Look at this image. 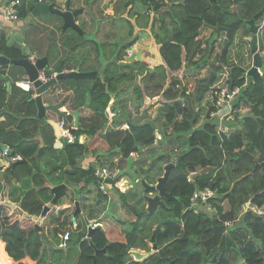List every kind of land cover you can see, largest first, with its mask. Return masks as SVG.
Here are the masks:
<instances>
[{
    "label": "trees",
    "instance_id": "trees-1",
    "mask_svg": "<svg viewBox=\"0 0 264 264\" xmlns=\"http://www.w3.org/2000/svg\"><path fill=\"white\" fill-rule=\"evenodd\" d=\"M23 1L21 18L26 20L39 0ZM118 1L107 0L106 5L110 2L116 5ZM138 2L145 7L146 26L155 14L151 33L162 64L145 73L140 64V85L133 91L132 103L136 113L145 97L152 99H147L150 102L145 111L155 104L159 107L154 120L138 124L129 104L119 98L112 110L116 116L120 110L122 116L105 133V142L111 150L118 149L123 160H130L132 153L157 146L161 152L155 153L156 160L144 179L152 186L162 177L161 163L166 166L167 159L178 154V150L164 152L167 142L181 146L179 156L194 148L183 159L188 173L173 168L167 180V192L172 199H163L164 205L160 207L166 223L156 237L157 250L142 261L127 263L129 252L136 247L135 231L127 235L126 243L109 241L104 229L96 230L90 240L85 239L88 222L76 206L85 190L99 183L95 166H83L88 148L79 139L82 135L94 137L104 129L111 95H116L130 80L128 75H121L107 84L91 81L93 86L89 90L84 89L85 84L79 86L78 82L63 80L45 96V102L51 106H68L70 115L65 121L70 127L74 125L71 113L80 111L79 129H71L76 140L72 144L65 142L64 146H41L36 139L46 126L52 127L51 121L59 123L58 115L51 111L47 118H39L33 92L23 91L16 83L8 92L6 84L0 81V117L17 120L16 128L10 131L15 140L9 144L0 141V146L10 148V157L26 161L14 168L0 169L3 176L0 196L9 198L10 203L21 209L19 213L12 205L0 203V257L15 264H26L27 259L36 264H68L73 259V264H264V214H256L249 208L243 217L246 224L236 222L239 211L247 204L264 208V167L253 173L256 164L264 163V79L246 75L241 66L230 67L229 59L237 34L244 27L250 28L248 22L262 10L263 0H239L237 11L232 10L234 0H124L127 13L134 17L132 22L126 19L132 28L136 19L141 18L134 12ZM203 28H211L214 33L207 42V53L195 60L203 52L198 38ZM61 35L58 43L48 49L50 64L44 74L46 79L54 73L52 65L62 61L61 49L71 53V57L63 60L66 69L74 71L80 65V59L73 60L72 54L85 47V34L80 36L71 31ZM219 39L224 43L221 54L217 62H211L214 42ZM137 40L135 37L126 48ZM24 49L8 46L5 36H1L0 52L11 61L25 59ZM187 65L192 67L186 68ZM208 65H212L210 76L200 81L195 95L188 94L177 74L183 69L192 72ZM226 86L241 89L233 103L235 115L241 109L250 112L244 118L243 131L233 136L219 133V121L212 118L214 105ZM60 95L64 99L54 98ZM86 110L90 112L88 116H84ZM123 123L129 124V131L118 130ZM170 128L173 133L168 135L166 130ZM5 130L0 123V136L7 134ZM156 131L163 135L162 144L155 143ZM200 171L206 174L190 177ZM208 187L216 192L210 200L215 210L202 208L195 213L190 199L196 191ZM118 193L126 202V194ZM225 203L230 206L227 212ZM66 233H70L67 248L60 249L61 236Z\"/></svg>",
    "mask_w": 264,
    "mask_h": 264
},
{
    "label": "rangeland",
    "instance_id": "rangeland-1",
    "mask_svg": "<svg viewBox=\"0 0 264 264\" xmlns=\"http://www.w3.org/2000/svg\"><path fill=\"white\" fill-rule=\"evenodd\" d=\"M59 1L67 2V0H59ZM106 2L107 0H71L72 8L76 10L79 9L84 10V13L78 16V18H76V21L78 23L81 22L85 23V26L83 27V31L85 34L84 38L86 39L85 47L81 48L76 53V55L72 54V59L73 60L76 58L80 59V63H83L84 69L90 67L93 68L92 63L94 62H92V58H91L92 46L89 41L91 40V38H93L94 33L95 35H97L96 39L101 44H103V47L106 51V58L108 60L112 59L113 53L111 52V48H110L111 46L110 37L113 36V38H115L116 35L119 34V37L124 36V40L128 44L131 43L135 39V37L138 38L134 46H131L130 48L127 49L126 57H125L126 61H130V62L134 61L137 58L136 57L137 53L143 50L145 53L143 54V62H141V64H145L147 66V70L150 69L153 71L157 66L161 65L162 64V61H160L161 59L157 61L160 55L155 40L153 38V35L151 33V25L155 17V14H152V19L150 20L151 23L149 24V26H146V18L144 15L145 7L138 2L135 6L134 12L136 14H140L141 18L140 19L137 18L138 20L136 19L137 22L136 24H134V28H132L126 20L128 13L126 11V8L123 6L124 0H119L118 3H116V5L112 3L113 1L110 2V4L108 5H106ZM56 3H58V1L55 0L54 3L51 2V5L55 6ZM237 4H234L232 6V10L237 11ZM111 12H113V15ZM133 19H134L133 14H131L130 21L132 22ZM60 24L61 25L63 24L62 19L61 18L59 19V17L52 14H42L39 17L31 16L29 17V19H26L24 21L23 29L21 32H14L12 34L7 35V44L8 46H17V47L23 46L25 48L24 53L26 58H30L33 55L32 53L33 52L35 53V51H36V54H34L35 56H37L38 58H43L45 57V52L52 45H54L55 42L58 43V40L60 39L61 36ZM256 24L261 27L258 34L259 52L261 54H264V16L260 18ZM95 25L97 31H94ZM249 30H250L249 27H244L237 34L235 38V42L230 49V55H229L230 64H231L230 67L241 66L247 71L246 75H248V72L251 70L254 64L253 56L251 54V44L249 40L252 35L249 32ZM62 33L64 34V31ZM213 33L214 30L211 28H203L201 30L198 38L202 41L201 49L203 50V52H201L200 55H198L195 60L200 59L207 53V48H208L207 42L210 39H212ZM107 40L109 41V43L107 42ZM222 40L223 39H219L216 42H214L212 55H211V62H217V57L221 54L224 44ZM95 44L97 45L96 42ZM99 47L102 48V46L100 45ZM61 52L62 55L60 57L61 60L63 61L66 58L67 53L69 52L67 49H61ZM69 57H71V53H69L68 58ZM100 58L101 56L99 57V59ZM58 65L59 64H53L51 68L54 69ZM93 66L94 68L102 69V67L99 64H95ZM211 66L212 65H208L203 68H198L192 72L183 69L179 74H177V79L180 80L181 86L187 89L188 94L195 95L196 90L200 85V81L210 76ZM191 67H192L191 65L186 66V68H191ZM64 70L69 71L68 69H66L65 65H64ZM124 70L126 71L129 69L127 68ZM147 70L145 67L142 68L143 73L147 72ZM1 72L5 77H7V80L10 81L12 84L17 81H22V78L26 77L25 71L22 68L17 67L13 64L3 68L0 71V73ZM260 72L262 74L261 75L262 77L264 75V62ZM126 73L128 74L130 80L128 81L127 84L123 85L120 88L119 92L116 95H111V102H110V104H112L111 109H113L115 102H118L119 98H121L122 101L127 102V104H129L130 111L133 114V119L135 120L136 123L139 124L154 120L155 116L157 115V109L159 107V104H155V106H152V108H150L148 111H145V108L152 100L149 99L148 97H145L146 99L144 98L145 101L142 108L140 109L139 113H136L135 106L132 103V100L134 98L133 91L137 86L140 85V81H139L140 79L139 76L137 77L135 76L136 73L134 72L126 71ZM53 76H56L55 71L52 77ZM66 83L74 84V81L70 80V81H66ZM82 84H85L84 89L86 90L91 89V87L93 86V83L91 81L89 82L83 81L81 85ZM54 98L60 101L64 99V95H60ZM147 99H149L150 101H148ZM47 104L48 103H46V105ZM65 108L68 109V106L65 105ZM60 111L66 112V110H62V108L60 109ZM86 112L84 116H88L90 114V112H88L87 110ZM112 113H114L113 110ZM249 115L250 112L248 109H241L239 115H235L233 113L230 114L225 119L223 125H221L223 128L221 133L225 132L227 133L228 136L240 134L244 129V118H246ZM121 116L122 113L120 110H118L117 116H115L111 121L106 114L107 122L104 126V129L101 130L99 133H97L94 137H89L90 138L89 141L86 139L85 145L88 148V152L85 155L86 159L84 158L83 160V165L85 164L86 168L89 167L90 165L120 166V168H122V174L124 178L129 180L133 185V187L129 189L126 193H123L126 194L125 195L126 202H124L122 196H120L118 192L113 193L111 199L104 198L103 195L99 192L98 186L91 185L88 189L85 190L84 194L79 197V202L77 203L76 206L80 210H83L82 214L87 220V222L99 221L104 224V230L109 241L113 242V240H116L126 243L127 235L135 231L136 247L133 248L132 250H141L142 247L152 248L153 246L151 244V239L149 237L153 235V232L155 231L159 223V220L156 215H153L148 212V203L146 201V198L149 196L153 197L157 193L155 192L153 195L145 193V190L142 186V182L146 178V174L148 173L151 165L156 160L157 156L155 155V153L161 151H159V148L155 146L149 149H143L140 151V153L138 152L134 153L135 157H130V160H123L118 155L119 151L111 150L110 147L105 142L104 136L105 133L112 128L115 119L117 118L116 121L119 122ZM180 120L181 119H179V121ZM123 124H128V123H123ZM16 126H17V120L11 119L10 117L6 118V121H4L3 123V127L4 129H7L5 131L8 132L6 135L0 136V141L8 144L12 143V141H14L15 139L10 131L14 130ZM218 126H220V124H218ZM166 132L168 135H170L173 133V129L170 128L166 130ZM40 133L41 134L39 136L42 137V134H44L45 136V138L41 139L42 141L38 140L40 145L42 144V142L44 143L41 146L56 144L53 127L46 126L43 129V131H41ZM64 140L65 139L60 138L61 143ZM171 150H178L180 152L181 146L177 144H168L167 142L164 152L169 153ZM178 151H177L178 154L174 153L173 157L179 156L180 153ZM87 155L89 156V161H87L88 159ZM79 163H82L81 160ZM166 166L163 163H161L159 167V175L162 174V177L165 174ZM0 169L6 170L7 169L6 164L4 165V167H0ZM207 172H211V171H207ZM204 174H206L204 171H200L196 175H193L192 178L194 176L204 175ZM156 185L157 182L154 186ZM4 201L10 202L9 198L0 196V203H3ZM128 205L131 206L133 210L130 207H128ZM16 206L20 211L21 210L20 207L18 205ZM249 208H252V210L256 214H261L260 211L253 206L250 205L244 206L241 209V211H239L236 219L238 225L246 224V222L243 220V217L245 216ZM19 213H21V211ZM164 214H167L166 211H164ZM112 235L114 239L109 238ZM0 259L4 260L5 262H8L9 264H15L14 262L10 263V261L2 257H0ZM10 259L12 258L10 257ZM24 261L26 264H35V262H31L29 259ZM73 263H74V259L71 260V262L68 264H73Z\"/></svg>",
    "mask_w": 264,
    "mask_h": 264
},
{
    "label": "water",
    "instance_id": "water-1",
    "mask_svg": "<svg viewBox=\"0 0 264 264\" xmlns=\"http://www.w3.org/2000/svg\"><path fill=\"white\" fill-rule=\"evenodd\" d=\"M239 0H234L235 4L238 3ZM84 13L83 9L79 10H71V0H68L67 8L66 10H60L56 8L54 5L49 4L45 0H42L38 2L35 5L34 11L32 13V16L34 17H39L42 14H52L55 15L59 18L62 19L64 22L63 26V31H67L68 29H72L80 34V36L84 35L83 32V24L78 23L76 21V18L80 16L81 14ZM264 16V0H263V8L262 10L251 20L248 22V25L250 26V31H251V38L250 44H251V54L253 56L254 64L251 70L248 72L250 76L253 78H258L261 76V68L263 66V61H264V54H261L259 52V39H258V34L261 29L260 26L256 24L257 20L262 18ZM142 51L138 52L137 58L130 62V63H120V67H132L138 62H143L142 58ZM69 53H67L66 58H68ZM35 62L32 61L31 58H25L22 60L18 61H11L9 58L5 56L0 57V66L3 68L10 66L11 64L22 68L25 73L26 77L22 78L23 81H26L30 84L33 85L35 88V97H34V102L37 106L38 109V117L41 119L47 118L48 112H55L58 115V121L57 122H50L51 126L55 130L56 137L60 138L61 132H60V123L63 122L64 117L66 116L67 112H61L60 109L63 108L62 105L55 107L51 106L50 104L46 105L45 102V96L49 94L50 92L53 91L57 83L61 81H70V80H75L79 83V86H81V83L85 80H96L97 78V72H81V65H80L74 70V71H65L64 70V62L61 61L60 64L53 69L55 71L56 76H53L47 81L42 80V76H44L47 68L49 67V50L47 51V54L43 58H38L37 56L34 55ZM264 79V75L262 76ZM0 81L4 82L6 84L7 91H11V86L12 83L7 80V77H5L2 73H0ZM75 120H74V126L76 129H79V116H80V111L71 113ZM66 142V140H65ZM1 149L4 148V146H0ZM118 151V149H116ZM194 150V148H191L187 152L183 153L179 158L177 159V162L174 163L171 158H168V164L165 167V174L163 177L159 178L157 185L152 186L149 185L146 181L142 182V186L145 190V193L148 194H154L155 192L157 193L155 196H149L146 198V201L148 203V212L151 214H154L157 216L159 223L153 232L152 238H151V244L153 246V249L151 252H141L138 250H131L129 252L130 256L127 258L126 262H131V261H142L143 259L147 258L149 255L154 253L157 250V245H156V237L160 230L162 229V226L166 223V221L163 219L161 216L160 212V207L164 205L163 199H172V196L167 192L166 188V183L167 180L171 174V171L173 168H177L184 173H188L187 171V165L183 162V159L186 155L191 153ZM21 163H26L24 160H20L17 163L11 164V168L16 167L18 164ZM262 167H264L263 164H256L255 170L253 173H256L259 171ZM0 180H3V176L0 175ZM250 205V204H247ZM246 205V206H247ZM99 229H93L89 228L88 230V235L87 239L90 240L92 238L93 233Z\"/></svg>",
    "mask_w": 264,
    "mask_h": 264
},
{
    "label": "built area",
    "instance_id": "built-area-1",
    "mask_svg": "<svg viewBox=\"0 0 264 264\" xmlns=\"http://www.w3.org/2000/svg\"><path fill=\"white\" fill-rule=\"evenodd\" d=\"M42 0H39V2ZM49 4L51 2L45 0ZM55 4V7L60 10H66L68 0L67 2H60ZM176 2L178 0H166V2ZM24 5L23 0H0V32L5 33V35L12 34L14 32H21L23 29L24 21L21 18V12ZM29 19V18H27ZM12 47V46H11ZM23 47V46H22ZM3 56L2 52H0V57ZM33 62H35V58H31ZM3 69L2 66H0V71ZM43 81H47L45 76H42ZM16 85L20 87L25 92H33L35 93V88L32 84L26 82V81H20L17 82ZM240 88H235L231 90L229 86H226L222 89L220 92L217 102L215 103L216 111L212 114V118H217L220 126L217 127V131L221 133L223 130L222 126L225 119L230 114L234 113L233 103L240 93ZM111 105L109 104L106 114L107 117L112 121L113 118L116 116L115 113H112ZM77 130L76 128L68 127V125L65 122H62L60 124V130H61V138L66 140V143L72 144L75 142L76 138L72 134V130ZM118 130L120 131H129L130 126L129 124H123L121 125ZM156 141L155 143H159L163 139V135L160 131H156L155 133ZM130 157H135V154L132 153ZM0 159L5 162L6 167L9 168L11 164L17 163L21 160L20 157H10V148L7 146H4L3 149L0 148ZM178 157H174L172 160L174 163L177 162ZM4 167V166H3ZM95 177L98 179V189L99 192L102 193V195L107 198L111 199L113 193L120 192V193H126L129 189L133 187L131 182L124 178L122 174V168L120 166L114 165V166H99L95 167ZM193 175H196V173H193L190 177ZM139 181V180H138ZM216 192L212 188H205L204 190L196 191L191 199V209L195 213H199L200 209L203 208L205 211H214L215 208L210 203V200L214 198ZM260 213H264V208L260 209ZM74 227L77 226V222H73ZM227 226H232L231 223H226ZM89 228L93 229H104V224L99 221H89L87 225V229ZM70 239V233H66L65 235L61 236V241L59 243L60 249H66L68 245V241ZM87 239V236L85 237Z\"/></svg>",
    "mask_w": 264,
    "mask_h": 264
},
{
    "label": "flooded vegetation",
    "instance_id": "flooded-vegetation-1",
    "mask_svg": "<svg viewBox=\"0 0 264 264\" xmlns=\"http://www.w3.org/2000/svg\"><path fill=\"white\" fill-rule=\"evenodd\" d=\"M71 10L72 11H74V10H76V9H74V8H72L71 7ZM113 11V10H112ZM112 13V15H113V12H111ZM129 16V17H128ZM78 18V17H77ZM60 19V18H59ZM127 20H130V15H129V13L127 14ZM136 22H137V20H136ZM62 25H61V27H60V33L62 34V32H63V25H64V22L62 21ZM82 24H83V26H82V28L85 26V23L84 22H81ZM133 23H135V22H133ZM91 25H92V23H91ZM107 26V25H106ZM110 27V26H109ZM96 28V25H95V27H94V31H97V28ZM74 31V30H72V29H68L67 31H65L64 33H67V32H69V33H71V31ZM74 32H76V31H74ZM84 32V31H83ZM78 33V32H77ZM93 33V32H92ZM113 34V33H112ZM112 34H109V35H112ZM109 35H108V38H109ZM96 36L97 35H95V33L93 34V38H91V40L89 41L90 42V44H91V52H92V54H91V58H92V62H94V63H92V67L93 68H87V69H84V65H83V63H82V65H81V69H80V71L81 72H97V78H96V80H85V81H92V82H95V81H97V80H100V81H102L103 83H105V84H107V81H109V80H113V79H115V78H118V77H120L121 75H128L127 73H126V71H130V72H134V73H136V77L137 76H139V79H140V71H141V67H140V64H141V62H138V63H136L134 66H132V67H120V63H130V61H126L125 60V57L126 56H124V53L127 51V48H126V46L128 45V43H126L125 42V40H124V36L123 37H119V34H117L116 35V37L115 38H113V36L112 37H110V40H111V42H110V44H111V46H110V48H111V52L113 53V55H112V59H110V60H108L107 58H106V51H105V49H104V47H103V44H101L97 39H96ZM62 37V35L60 36V38ZM107 37V36H106ZM95 42L97 43V45L95 44ZM107 42L109 43V41L107 40ZM137 42V41H136ZM94 43V44H93ZM99 45L100 46H102V48L101 47H99ZM134 46V45H133ZM69 53H70V51H68ZM145 52L144 51H142V58H143V54H144ZM46 54H47V52H46ZM138 54V53H137ZM101 56V58L99 59V57ZM120 57H124V59L123 60H119V58ZM137 57V56H136ZM30 58H34V55H32ZM95 64H99L101 67H102V69H98V68H94V66L93 65H95ZM145 68H146V70H147V66L145 65V64H142ZM129 69V70H124V69ZM104 78V79H103ZM74 82H77V81H75V80H73ZM78 85H79V83H78ZM70 114H69V112H68V114L64 117V121L68 118V116H69ZM74 120H75V118H74Z\"/></svg>",
    "mask_w": 264,
    "mask_h": 264
},
{
    "label": "crops",
    "instance_id": "crops-1",
    "mask_svg": "<svg viewBox=\"0 0 264 264\" xmlns=\"http://www.w3.org/2000/svg\"><path fill=\"white\" fill-rule=\"evenodd\" d=\"M2 35H4L5 36V39H6V42H7V35H5V33H2V32H0V38H1V36ZM8 45V44H7ZM3 54V53H2ZM159 59H161L160 57H158V60L157 61H159ZM161 61V60H160ZM160 63V62H159ZM158 63V64H159ZM157 64V65H158ZM17 82H20V81H17ZM12 87V86H11ZM47 103V102H46ZM62 110H66V112H69L65 107H63L62 108ZM6 118H9L8 116H5V115H2L1 117H0V123H4V121H6ZM54 119H52V120H55V117H53ZM51 122H54V121H51ZM68 126H70V125H68ZM16 128V127H15ZM14 128V129H15ZM53 130H54V128H53ZM41 133H39L38 134V136H37V141L39 140H41V139H43V138H45V136H44V134H42V137L41 136H39ZM54 134H55V130H54ZM89 137L88 136H86V135H82L81 137H80V139H79V141H80V143H82V144H85V142H86V139L89 141L90 140V138L88 139ZM42 141V140H41ZM55 141H56V144H55V146H64L65 145V140L61 143V141H60V138H58V137H56V134H55ZM42 144H44L43 142H42ZM41 144V145H42ZM87 161H89V156L87 155ZM87 161H86V163H87ZM4 161H2V160H0V167H3L4 165H5V163H3ZM84 167H86L85 166V164L83 165ZM95 167H99V165H95ZM4 204H10V205H12L13 207H15L16 209H18L17 208V206L15 205V204H12V203H10V202H6V201H4L3 202ZM250 206H253V205H251L250 204ZM253 207H255L257 210H259L260 211V209L258 208V207H256V206H253ZM224 209H225V212H227V211H229L230 210V206L227 204V203H225L224 204ZM250 209H252V208H250ZM249 210V209H248ZM81 212L83 213V210H81ZM105 231V230H104ZM110 239H114L113 238V235L112 236H110L109 237ZM2 243H3V245L5 246V244H4V242L3 241H1ZM113 242H122V241H116V240H113ZM138 251H141V252H143L142 250H138ZM31 262H33L32 260H30ZM0 264H9L8 262H5L4 260H2V259H0ZM36 264V263H35Z\"/></svg>",
    "mask_w": 264,
    "mask_h": 264
},
{
    "label": "clouds",
    "instance_id": "clouds-1",
    "mask_svg": "<svg viewBox=\"0 0 264 264\" xmlns=\"http://www.w3.org/2000/svg\"><path fill=\"white\" fill-rule=\"evenodd\" d=\"M15 83H17V82H15ZM34 97H35V93H34ZM67 114H68V112H67ZM67 114H66V115H67ZM63 122H65V123H66V121H64V120H63ZM61 123H62V122H61ZM61 123H60V124H61ZM66 124H67V123H66ZM68 127H70V126H68ZM72 127H74V128H75V126H74V125H73V126H71L70 128H72ZM60 132H61V130H60ZM60 138H61V137H60ZM75 138H76V137H75ZM177 157L179 158V156H177ZM172 159H173V158H172ZM172 161H173V160H172ZM122 194H123V193H122ZM104 198H105V197H104Z\"/></svg>",
    "mask_w": 264,
    "mask_h": 264
}]
</instances>
